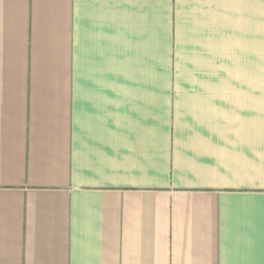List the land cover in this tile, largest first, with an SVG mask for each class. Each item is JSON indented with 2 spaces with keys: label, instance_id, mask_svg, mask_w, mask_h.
<instances>
[{
  "label": "crops",
  "instance_id": "1",
  "mask_svg": "<svg viewBox=\"0 0 264 264\" xmlns=\"http://www.w3.org/2000/svg\"><path fill=\"white\" fill-rule=\"evenodd\" d=\"M0 264H264V0H0Z\"/></svg>",
  "mask_w": 264,
  "mask_h": 264
}]
</instances>
